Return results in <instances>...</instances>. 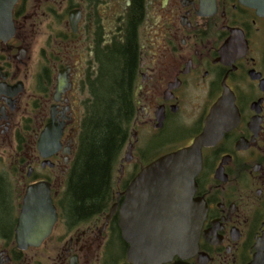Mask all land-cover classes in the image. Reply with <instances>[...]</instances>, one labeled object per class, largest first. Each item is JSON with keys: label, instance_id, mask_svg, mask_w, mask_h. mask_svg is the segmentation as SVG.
<instances>
[{"label": "flooded vegetation", "instance_id": "flooded-vegetation-1", "mask_svg": "<svg viewBox=\"0 0 264 264\" xmlns=\"http://www.w3.org/2000/svg\"><path fill=\"white\" fill-rule=\"evenodd\" d=\"M13 21L14 35L0 39V264H136L120 227L123 208L140 202L135 180L207 133L193 196L204 217L198 245L157 264H264V8L18 0ZM130 41L135 111L108 205L75 217L68 182L90 85L102 54ZM45 131L53 139L41 150ZM36 184L32 201L50 200L56 220L40 245L22 247L17 227Z\"/></svg>", "mask_w": 264, "mask_h": 264}, {"label": "water", "instance_id": "water-1", "mask_svg": "<svg viewBox=\"0 0 264 264\" xmlns=\"http://www.w3.org/2000/svg\"><path fill=\"white\" fill-rule=\"evenodd\" d=\"M261 9L264 0H240ZM18 0H0V39L8 40L15 32L13 11ZM221 103L215 107V112ZM49 131L42 135L40 149L51 141ZM209 142V133L192 147L171 153L146 166L134 182V197L140 202L123 208L120 227L129 244V260L136 264H157L175 255L187 256L198 245L203 224L202 204L194 203L196 176L201 168V149ZM58 148L55 140L49 146ZM44 157H47L44 155ZM39 184L28 189L17 227L22 247L38 246L50 234L56 220L50 200L34 203ZM155 200V201H154ZM155 202V203H154ZM132 215V221L129 218Z\"/></svg>", "mask_w": 264, "mask_h": 264}, {"label": "trees", "instance_id": "trees-1", "mask_svg": "<svg viewBox=\"0 0 264 264\" xmlns=\"http://www.w3.org/2000/svg\"><path fill=\"white\" fill-rule=\"evenodd\" d=\"M135 44L120 46L101 56L98 78L90 85L70 170L71 213L85 217L108 205L115 165L127 142L134 117L133 86L138 71ZM5 233L9 232L6 226Z\"/></svg>", "mask_w": 264, "mask_h": 264}, {"label": "rangeland", "instance_id": "rangeland-1", "mask_svg": "<svg viewBox=\"0 0 264 264\" xmlns=\"http://www.w3.org/2000/svg\"><path fill=\"white\" fill-rule=\"evenodd\" d=\"M37 44H40L39 40H38Z\"/></svg>", "mask_w": 264, "mask_h": 264}]
</instances>
